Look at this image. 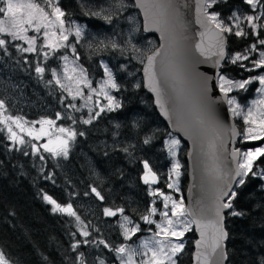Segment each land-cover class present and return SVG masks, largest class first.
<instances>
[{
    "label": "trees",
    "instance_id": "16d2710c",
    "mask_svg": "<svg viewBox=\"0 0 264 264\" xmlns=\"http://www.w3.org/2000/svg\"><path fill=\"white\" fill-rule=\"evenodd\" d=\"M99 1L58 0L57 5L65 13L64 20L75 19L78 22L84 21L96 26L105 22L103 17L87 13H92L91 7ZM233 9L245 12L249 10V7L244 3V0H218V3L207 9V11L217 12L219 13V18H224ZM257 30L264 32V29L258 28ZM225 34L227 38L226 53L241 51L253 44L257 39L255 36L236 37L234 34ZM3 37L5 38V36ZM260 38H264V35ZM15 43L13 40L6 45L7 54L4 53L3 49H0V54L9 64L11 73L25 83L41 84L40 87L46 97L45 102L51 106L50 113H52V110H58L61 107L60 104L68 106L71 101L67 98L64 91L50 79L46 66L47 63L54 62L55 64L56 57L61 55L63 50L60 48L50 54L48 59H45V72L37 74L35 72V61H37L36 59H41L40 55L34 52H19ZM76 47L79 49L77 45ZM260 47L264 50V46L260 45ZM97 58L95 55L79 58L80 63L85 67L89 75L95 78L101 75ZM241 65L239 61L233 63L225 58L219 67V71L234 78H239L264 70L259 68L246 69ZM114 75L115 81L119 85V90L114 89L113 94L117 100L123 103L124 107L116 112L104 113L113 115L119 123L123 120L126 122L125 126L120 129L126 133V136H134V139H132L134 144L139 142L137 159H141L143 157L140 156L141 154L145 155L151 148L158 146L161 139L170 132L154 110L151 98L143 90L141 82L138 83L140 87L135 88L131 77H126L124 70H115L114 68ZM254 84L255 82L252 81L244 89H238L234 92L239 99L245 100L251 95ZM1 99L2 96H0ZM133 109L137 110V117L141 121L143 131L135 130L134 132L128 124V115L129 112L134 111ZM63 112H67L68 117H70L69 115L73 116L72 121L75 120V132L77 133L75 139L69 141V156L67 159L63 156H54L42 148L36 149L35 154H33L32 140H27L19 145L11 144L0 126V251L4 252L12 264H73L75 253L72 252L70 246L76 241L82 242L85 239L89 241V244H81L77 251L84 253L87 264H97V257L111 261L106 258V248L103 245L92 243L100 239L108 243L110 241L116 242L114 240L116 233L114 234V231L111 232V227H106L104 222H102L106 218L101 213V207L103 205L108 206L107 200L109 197L102 193L106 196L104 201L101 202L96 198L97 206L100 208L97 211V215L100 216L99 220H96L97 217L91 214L89 216V214L81 213L75 206V201L89 197L91 195L89 188L92 185H96L94 179L86 174L87 171L83 164L81 153L84 152L88 158L97 159L94 167L98 166L96 170L99 172L103 167L110 169L105 160L109 159L108 156L114 155L113 161H116L124 153L123 151L112 153L109 151V155L105 156V149L98 146L92 149L90 142L93 141L89 140L88 142L86 135L91 134L93 125H85L79 120V116L84 115L85 112L73 111L71 113L70 108ZM60 121L67 122L63 118ZM236 123L239 126L238 121ZM100 125L97 128L101 129L102 126ZM80 132H84L85 135H79ZM145 135L153 137L148 145L143 144ZM257 142L251 140L237 141L236 146L244 147L246 145H254ZM182 148L179 159L183 161L182 167L185 169V144ZM25 152L28 155H24ZM156 152L160 156V150L157 149ZM128 154L130 155L131 152L125 153V155ZM146 158L154 169V159L149 156H146L145 160ZM139 166L140 160L137 162V173ZM157 171L159 175L164 172L159 166ZM254 171L257 176H252L251 174L242 176L240 180H244V184L239 182L235 184L233 191L236 196L232 200L233 208L228 209L225 213L224 227L227 231V239L225 241L226 264H257L259 257L264 255V178L259 175L264 172V157L256 162ZM118 172L125 173L126 171L123 168L119 169ZM185 182L186 175L184 171L181 178L182 189ZM136 184L137 207L139 208L141 205L145 206L146 204V193L142 182L136 179ZM85 192H89V195L85 196ZM45 194L51 196L62 206L71 203L73 209L80 214L84 221L83 229L89 232V236L84 237L80 234V230L75 225L74 217L59 212L53 213L51 211L52 205L43 199ZM233 210L241 212L243 215L233 216L230 214ZM184 236L186 237V244L182 252L177 254V264H189L190 261L191 242L194 237L193 231L191 229L188 230ZM115 239L118 238L116 237ZM91 253L93 256H91Z\"/></svg>",
    "mask_w": 264,
    "mask_h": 264
},
{
    "label": "rangeland",
    "instance_id": "374dc122",
    "mask_svg": "<svg viewBox=\"0 0 264 264\" xmlns=\"http://www.w3.org/2000/svg\"><path fill=\"white\" fill-rule=\"evenodd\" d=\"M33 2H38L40 6L45 8L47 12L49 13L52 12V9L50 7H47L48 0H33ZM51 2L57 5L58 0H51ZM0 6H4V5L0 4ZM234 11L238 12V14L241 15L251 14L250 8L248 11L245 12L237 11L236 9H233L230 12V14L226 15V17L224 18L220 17L219 19L223 20L227 24H231L232 22L228 18L232 15ZM257 11L259 12L261 10L257 9ZM91 12H100L101 18L105 13L111 14L113 20L111 23L105 21L102 22L100 25L95 26L94 24L91 25L89 23H85L84 21L78 22L75 19L66 21L62 17V19L65 21V28L69 30L68 41L64 43H67L70 46L67 48H61L63 50V53H61V55L56 57L55 64L54 62L46 64L50 79H52L53 82L64 91L67 98H69V100L71 101V103L68 106L60 104L61 107L58 110L56 111L52 110V113H50L51 106L45 102L46 97L45 94L42 92L43 89H41L40 87L41 84L34 85L19 80L18 77H16L13 73H11L9 69V64L2 58V55L0 54V96H2L1 100L5 102V110H3L2 114H0V120H6V117L8 116H11L13 118L15 117L22 118L20 121L22 128L17 127V125L12 123L11 120H6L5 123H0V126L2 127L8 139L11 135V133L9 132V128H11L12 132H14L16 136L19 138L17 141H12L11 139H9L11 144L19 145V144H23L20 143L19 140H23L24 142L27 140H32L31 147L33 148V146H35V149L42 148L43 150H45L44 145H48L50 148H57L59 143L57 139L58 137L60 139H67V135L65 133H60L58 131L59 128L63 127L75 131V123H73L72 119L69 118L67 119L68 113L63 111H67L68 108L71 109V113L73 111L74 112L84 111L85 114L79 116L80 121H83L84 119H88L90 115H93L95 112L100 111V108L108 103L102 94L97 95L103 80L106 79V77L104 76L103 68L101 67V62L106 64L108 68L112 71L113 78L115 76L114 75V68H115V70L116 69L124 70L126 77H131L132 83L138 84L139 82H141L140 74H139L140 64L142 63L145 54L155 47L156 39L153 35L144 33L140 29V19L137 10L133 7L132 1L131 0H100L97 4L94 3L93 7H91ZM212 12L213 11H210L209 13ZM129 17H131L132 19L130 20ZM0 19H5V18L2 15H0ZM51 19L55 20V17L52 16ZM258 23H264V20L257 21V24ZM77 27L82 29V33L79 41H77V38L74 35L75 29ZM242 27L244 28L245 31L250 30L246 22L242 24ZM58 30H59V26L56 25V26H49L47 29L41 27V31L39 33H37L34 28H29L28 31L24 33L29 37H33V36L37 37L36 51L34 53L40 55L41 59H36L37 60L35 61L36 66L39 65L41 67H45L44 63L46 62V60H45L44 52L50 51L46 47H42V45L45 44L44 32L48 31L50 34V39L56 40L57 37L51 36V33L53 32L58 33ZM0 38H4V37L0 36ZM4 39H6L9 42L13 41L10 36H5ZM101 40L105 41L106 43L109 40L115 41L120 47H118L115 50H113L111 47L108 48L97 47V45H99ZM14 41L16 42L15 44L17 46L16 47L17 50L18 48L28 47V44L24 40L17 39ZM76 45L79 47V49L76 47ZM251 45L252 44H250L248 47L244 48L241 51L226 53V57H225L226 60L233 61V59L236 57L237 54H240L241 56H247L248 57L247 60H238V61L246 69L253 68V61L258 60L260 58L259 57L260 52L264 50L260 47V45H258L257 51L250 52L249 49ZM72 47H75L76 54L79 56V58L80 57L85 58V56L89 57L90 55L97 56L98 66L101 70V75L98 76L97 78L90 76L87 70L85 69V67L80 63L79 59L77 60L76 57L73 55L71 51ZM134 48H138L140 49V51H134L133 50ZM24 53H30V52H24ZM64 55L68 56L67 67L69 70V75H72L74 77L78 76V71L77 73L74 74L71 72V69L73 67H76L77 70H79L80 67H83L87 72V77L88 80L90 81L91 89H95L96 90L95 92H92L90 88L85 87L83 84H81L79 87L83 95L75 96V99H73V96L75 95L76 92V83H75V79L69 80L65 77L64 68L66 62L62 59ZM53 70L56 71L57 78L60 80V84H57L56 80L53 79L52 77ZM259 75H264V70H259L256 71L253 75H245L244 77H239V78H234L226 73L219 72L217 78V85L219 88L221 84V81L219 79L220 76H223L226 81H232L233 84L250 79L253 82H255L251 95L245 100L239 99L236 93L234 92L240 88L232 87V90L227 93V101L229 99L235 101V104L233 105H229L227 102V106L231 115L234 117L236 122L238 121L239 124L238 142L249 141L245 137V133L247 129L251 127L258 131L259 122L261 120H264V104L259 103L260 101H264V91L260 90L261 85L259 84V81L252 79L253 77ZM61 84H63L65 87L62 88ZM28 85H30V87H28ZM229 86L230 85L227 83L224 84L225 88H228ZM66 88H70L72 90L73 95H69V92L65 90ZM113 90L114 89H110V88L106 89V91H108L110 95L114 96ZM90 94L92 99L88 100V96ZM71 105H75L76 109H79V111L72 108ZM89 109L92 110L91 113L89 112ZM233 109H235V112H233ZM250 112L251 115L249 116ZM57 113H60L61 118L66 119L67 122L60 121L61 118L57 119L56 118ZM69 116L73 117L72 115ZM134 116L137 117V110L129 112L127 121L130 127H131V120ZM245 117H248V119L250 121H254V123H245ZM45 120H54L55 124L53 125L44 124L43 129L46 134H40L42 127L40 122ZM117 122L119 121L115 120L113 115L104 112L101 113L100 117L93 120L92 122L93 127L91 130V134L86 135L87 140L88 142L89 140L93 141L90 142L91 144L90 146L92 149L98 146L100 148L105 149L107 152L111 151L110 153L115 152L113 151V147H112L114 143L123 146L132 145L131 147H129V152H131L130 155L129 154L125 155V153L123 152L124 154H122L120 159L117 158L116 161L115 160L113 161L114 155H111V157L108 156V158L111 160L109 159H105V160L110 169H106V167H103L101 169V171L103 172L102 173L101 171L99 172L96 170L98 166L94 167V164L97 160L96 158L95 160L94 158L93 159L88 158V156L84 152L81 154L83 156L82 157L83 164L86 167V171H87L86 174L89 175L90 178L94 179V181L96 182V185L94 186L97 187V189L100 190L102 193H104L107 197H109V199L107 200L108 206L103 205L101 207L102 215H103V209L105 207H110L113 210L117 208H123L124 209L123 215L128 216L129 219L132 221V224L129 225V227L135 225L140 226V231H138L134 236H132L130 240H125L122 235V229L119 226L120 223L123 222L121 215L119 213L117 214V216L114 217H105L103 215V217L106 219H103L102 222H104L106 227H111V232L114 231V234L116 233L117 235V236L115 235V238L116 237L118 238L115 239L113 234V238L116 242L110 241L109 244L113 247L125 245L135 250L137 255H135L133 259L136 261V264H139L141 260L146 259L143 253L146 252L147 250L142 247V244L145 241H149L150 242L149 246L152 247L155 246L156 240L164 239L162 235L161 236L155 235V233L159 231V229L156 228V224H161L162 226L167 227L165 218L161 215V213L168 212L170 219H172L173 221L177 219L176 217L171 216V201L168 202V207L165 208V201L163 197L171 196L172 200H176V201H179L182 198L181 178L185 169L182 167L183 161L179 159V154L183 149L182 147L184 143L175 134L171 133V137L168 134H166L161 139L158 146L151 148V150L145 153V155L141 154L140 156L143 157L141 159H137L139 142L138 143L135 142L136 144H134V141L132 140L134 139L133 138L134 136H130V135L126 136V133L122 132L121 129H119L118 131L121 134L118 138V141H114L112 133L114 130H116L114 128V125ZM120 123L123 125L126 124L124 120L121 121ZM99 125L102 126L101 129L97 128V126ZM29 131L32 132L31 135L28 134ZM133 131L135 132L134 129ZM172 138L180 140L179 147L174 149L176 153L175 156H172L170 154L169 148L166 144V141H169ZM50 141L51 143H49ZM251 141H258V142L254 145H246L244 147L243 146L239 147L238 165L243 160V156L241 155V153L249 150H255L257 147H264V139L251 140ZM105 145H107V148L105 147ZM157 149L160 150V156L156 152ZM146 156H149L154 159L155 170L150 165V163L149 165L156 172L159 181L155 185L143 183L144 190L146 193L145 195L146 204L145 206L141 205L138 208L136 179H138V181L141 182L139 175L143 167L142 161L145 160ZM139 160H140V166L137 173V162H139ZM175 162H178L181 166L179 169L180 175L178 177L171 173L172 166ZM158 166L164 170V172L160 173V175L159 172L157 171ZM126 167L128 168L125 169ZM123 168L126 172L119 173L118 170ZM110 176H114V177L110 178ZM241 177L242 175L237 178L235 184H237L240 181ZM170 183L175 184V187L169 188L168 185ZM151 192H154L156 194L151 195L150 194ZM160 193H163V195H160ZM92 195L93 194L77 202L75 201V206L81 211V213L89 214V216L91 214L92 216L97 217L96 220H99L100 216L97 215V211L100 208L97 206L98 204L96 197ZM106 196H104L105 199ZM140 198L142 197L140 196ZM66 205L67 204L63 206ZM153 207L156 208V213L150 214V209ZM76 213L80 217L81 223H78L74 217L75 225L77 226L78 230L81 231L83 229L84 221L82 220L80 214L77 211ZM145 215H149V218L153 221L152 224H147L144 222V220L141 217ZM180 220L182 221V223L175 225L176 230L178 231L182 230L184 224H188L189 230L191 229L190 220L186 215L180 217ZM168 239L171 240L173 243H183L184 246L186 244L185 236L180 237L179 239L169 236ZM91 256H93L92 253ZM106 258L110 259L111 261L109 262L101 257H97L96 263L98 264L99 260H103L105 264H120L119 258L117 257L114 251H110L109 249H106Z\"/></svg>",
    "mask_w": 264,
    "mask_h": 264
},
{
    "label": "snow or ice",
    "instance_id": "6c2138e0",
    "mask_svg": "<svg viewBox=\"0 0 264 264\" xmlns=\"http://www.w3.org/2000/svg\"><path fill=\"white\" fill-rule=\"evenodd\" d=\"M218 3V0H201L200 7L204 10V15L207 17L208 22L213 23L215 28L218 30L215 35L218 37L220 51L219 55L221 58L224 57V41L225 37L222 33H229L234 34L236 37H245V36H255L257 37L256 41L251 45L249 51L255 52L257 51L258 45L264 46V38H260L264 35V32L258 31L257 29H264V23L257 24V21L264 20V0H244L250 10L251 14L241 15L238 12H233L232 15L228 18L232 23L227 24L223 20L219 19V13L212 12L209 13L207 9L212 8L215 4ZM0 4L4 6H0V15H2L5 19H0V36H10L12 40H24L27 44V48H18L20 52H35L36 51V43L37 37H29L25 35L29 28H34L37 33L41 31V27L47 29L49 26H59L58 33L53 32L51 36L57 37L56 40L50 39V34L48 31L44 32V39L45 44L42 47H46L50 51L44 52L45 59L49 57L50 54L56 52L60 48H67L68 45V33L69 30L65 28V21L62 17L65 16V13L61 10V8L48 0L47 7L52 9V12L49 13L45 10V8L41 7L38 2H33V0H0ZM136 7H140L145 11V25L144 31H149L152 27H155L156 30H161V25L166 24L167 20L165 19L166 15L169 13V10L172 9V0H136ZM155 9V12L151 10ZM260 9L261 11H257ZM89 15L100 16V12H92L87 13ZM54 16L55 20H52L51 17ZM103 19L108 23H111L113 17L111 14L105 13L103 15ZM131 20L132 18L129 17ZM247 23L250 31H245L242 27L243 23ZM135 30V29H133ZM82 29L77 27L75 29L74 35L79 41L81 37ZM162 38L164 37V33L162 31ZM168 44H161L160 48L156 49L152 52L151 55L147 56V64L145 65V86L149 88L155 94V103L160 108L161 113L168 117L169 119L172 116L176 118V124L180 127H183L185 131L193 137L199 135L205 125L206 119L211 118L212 116V101L207 96L206 87L204 85H197L193 84L187 80L184 76L182 70L180 69L179 65L175 63L174 60L168 59V50L172 48L174 44V36L169 33L167 36ZM9 43L4 38H0V49L4 50V53L7 54V47L6 45ZM97 47L108 48L111 47L113 50L120 47L115 41L109 40L107 43L103 40L100 41ZM200 48V45H197V49ZM134 51H140L138 48H134ZM73 55L76 59H79V56L76 54L75 47L71 48ZM163 52V56H162ZM157 57H161L160 64V76L163 77V84L161 83L160 79L157 77L156 73V63ZM259 59L253 61V69L259 68L264 69V51H261L259 54ZM62 59L66 62L65 63V77L69 80L75 79L76 83V92L73 96H82L83 93L80 90V85L83 84L85 87L90 88L92 92H95V89H91L90 81L87 77V72L83 67H80L77 70L76 67L71 69L72 73H77L78 76L69 75V70L67 67L68 56L64 55ZM247 56H241L237 54L236 57L233 59V63H236L238 60H247ZM243 66V65H241ZM101 67L104 71V76L106 77L103 80L99 92L97 95L102 94L104 98L107 100V104L100 108V111L95 112L93 115H90L88 119H84L82 123L85 125L92 124L93 120L101 116V113L107 112H116L124 107L123 103L117 100L114 96L110 95L106 89H115L119 90V85L113 78L112 71L108 68L106 64L101 62ZM251 70V69H250ZM35 72L37 74H43L45 72V68L41 66H36ZM52 77L56 80L57 84H60V80L57 78V73L55 70L52 71ZM221 84H220V91L224 93L226 96L229 91L232 90V87L244 89L248 84L252 83V80H245L243 82H237L233 84L232 81H226L223 76L219 77ZM252 79L258 80L259 84L261 85V91H264V75H259L253 77ZM227 83L230 86L228 88L224 87V84ZM61 87L64 88L65 86L61 84ZM135 88H139L140 84H135ZM66 91L69 92V95H73L72 90L70 88H66ZM91 94L88 96V100H91ZM229 105L235 104V101L229 99ZM259 103L264 104V101H260ZM72 108L76 109L75 105H71ZM3 110H5V102L0 100V114H2ZM79 111V109H76ZM91 113L92 110L89 109ZM235 112V109H233ZM251 112L249 113V116ZM57 119L61 118L60 113H57ZM72 119V117H68ZM21 117H6V120H11L12 123L16 124L17 127H21L20 124ZM6 120H0V123H5ZM41 133L46 134L43 125H53L55 124L54 120H45L40 122ZM75 123V120H73ZM245 123H254V121H250L248 117H245ZM121 123L117 122L114 125L116 130L113 131V139L114 141H118L120 136V132L118 131L120 128L124 127ZM131 127L134 130L143 131L141 127V121L138 117L134 116L131 120ZM258 131L254 128H248L245 137L248 140H260L264 139V120H261L258 124ZM58 131L60 133H65L67 135V139H60L57 138L59 143L57 148H50L48 145H44L46 151L51 152L54 156L62 155L65 159L69 156V141L74 140L77 133L75 131L66 129V128H59ZM9 132L11 133L9 139L12 141H17L19 138L16 136L14 132H12L11 128H9ZM29 135L32 134L31 131L28 133ZM235 130H233V135H235ZM79 135L84 136V132H80ZM171 137V133L168 134ZM39 138V137H37ZM151 135H145L143 139V144L148 145L152 141ZM20 143H24L23 140H19ZM51 143V141L49 142ZM166 144L169 148V152L172 156H175L176 153L174 149L178 148L180 145V140L172 138L169 141H166ZM118 145L117 143L113 144V151H123L124 153L129 152V147ZM107 148V145H105ZM35 146H33V154H35ZM238 151V150H237ZM237 154L236 151L233 152V157ZM24 155H28V153H24ZM105 156H108L109 153L105 151ZM243 156L242 162L238 165V170L236 172L237 176H248L251 174L252 176H257V173L254 171V165L260 158L264 157V147H257L255 150H249L246 152L241 153ZM43 159V157H41ZM143 163V181L145 184L155 183L156 182V174L152 171L149 162L147 160L142 161ZM180 164L175 162L172 166L171 173L175 176H179L180 172ZM261 178H264V172L259 174ZM50 178V177H49ZM244 180H240V184H244ZM169 188L175 187V184L170 183L168 185ZM178 190V189H177ZM91 194H93L99 201H104L105 197L97 187L92 186L90 188ZM151 195H155L156 193L151 192ZM85 196L89 195V192L84 193ZM163 195V193H160ZM236 193L234 191H226L221 192V194L217 197L216 200V207H215V216L216 220L213 222V226L215 227L217 238L213 245V252H215L220 246L223 239L227 236V233L224 231L222 222L224 219V215L222 214V210L224 209H232L233 204L232 200L235 198ZM165 201V208L168 207V202L171 201V216L176 217L177 219L173 221L169 218L168 212H163L161 215L165 218V222L167 227L162 226L161 224H156V228L159 229L158 232L155 233L156 236H163V240H156L155 246L150 247L149 241H145L142 244V247L145 248L147 251L143 253L146 259H143L139 262V264H177V254L181 253L184 244L183 243H173L171 240L168 239L169 236L175 237L179 239L180 237L184 236V233L189 230V225L184 224L182 230H176L175 225L182 223L180 217L185 215H191L192 213L189 212L184 205L183 198L179 201L172 200L171 196H164ZM225 198H227V202H225ZM43 199L48 204L52 205L51 211L53 213H63L67 214L68 216L75 217L78 223H81L80 217L77 215L76 211H74L73 206L71 203L67 204L66 206H62L59 204L55 199L51 196L45 194ZM120 214L122 217V223H120V228L122 229V235L125 240H130L132 236H134L138 231H140V226L135 225L129 227L132 224V221L129 219L128 216L123 215L124 209L117 208L113 210L110 207H105L103 209V215L105 217H114L117 214ZM156 208L153 207L150 209V214H155ZM233 216L243 215L241 212L231 211L230 213ZM145 223L152 224L153 221L149 218V215H145L141 217ZM80 234L84 237L89 236V232L87 230H81ZM166 241V242H165ZM94 244L103 245L104 248L109 249L110 251H114L119 258L120 264H136V261L133 259L135 255H137L136 251L125 246L120 245L118 247L111 246L108 242L103 239L99 241H93ZM200 243L199 241L197 242ZM81 244L88 245L89 241L85 239L84 241H76L71 244V250L75 253L73 264H87V261L84 257L83 252H78V248H80ZM226 258V257H225ZM0 264H12V262L6 257L4 252L0 251ZM98 264H105L103 260H99ZM257 264H264V255H261L257 261Z\"/></svg>",
    "mask_w": 264,
    "mask_h": 264
},
{
    "label": "water",
    "instance_id": "95a60500",
    "mask_svg": "<svg viewBox=\"0 0 264 264\" xmlns=\"http://www.w3.org/2000/svg\"><path fill=\"white\" fill-rule=\"evenodd\" d=\"M131 1L140 19V29L156 39L155 47L145 54L140 64L139 74L142 88L150 96L154 110L165 123L168 131L175 134L185 144L186 182L183 189V200L185 208L192 213L187 217L194 234L189 264H226L225 241L227 236L221 242V246L213 252V245L217 238L213 226V222L217 219L215 216L217 197L221 192L232 191L239 177L236 175L239 147L235 146V141L239 137V128L228 109L227 95L225 96L217 85L219 67L226 56V34L222 33L226 39L223 46L224 57L221 58L219 40L215 35L218 30L213 23L208 22L204 15V10L200 7L201 0H172V9L165 17L167 23L161 25V30L152 27L149 31H144V9L135 6L136 0ZM162 31L165 38H162ZM169 33L175 39L172 48L168 50L167 58L179 65L188 81L204 85L207 96L212 101V116L206 119L202 132L196 137L190 136L183 127L177 125L175 116L171 119L165 117L155 103V94L145 86L144 68L147 64V56L160 48L161 44L167 46ZM198 44L199 49H197ZM160 60L161 57H157L155 70L158 79L163 84V77L160 76ZM233 130H235V135H233ZM234 151L237 152L235 157H233ZM152 171L156 174L153 169ZM143 174L142 167L139 175L142 183H144ZM156 177V182L150 184L158 182L157 174ZM227 210H222L224 219ZM224 219L222 226L227 233Z\"/></svg>",
    "mask_w": 264,
    "mask_h": 264
}]
</instances>
